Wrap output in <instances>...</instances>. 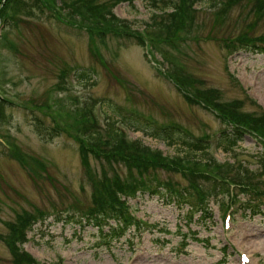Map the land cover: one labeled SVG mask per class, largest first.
Segmentation results:
<instances>
[{
	"label": "rangeland",
	"instance_id": "rangeland-1",
	"mask_svg": "<svg viewBox=\"0 0 264 264\" xmlns=\"http://www.w3.org/2000/svg\"><path fill=\"white\" fill-rule=\"evenodd\" d=\"M7 1L0 0V10ZM40 1L45 11L35 0H12L15 21L8 20L0 31V95L12 103L1 105L0 98V134L20 150L13 155L0 141V264H16L9 239L12 225L24 215L36 220L22 246L42 264H241L242 252L250 255L247 264H264V199L255 212L246 203L259 199L235 187L239 201L231 204L230 228L223 217L225 193L208 196L210 214L191 216L189 205L179 204L165 190L168 180L188 186L183 174L160 168L141 172L93 154L86 164L74 136L79 111L94 103L102 126L126 115L135 125L141 118L139 125L145 127V119L179 125L189 131V140L215 135L225 124L213 111L187 100L174 80L176 71L194 76L200 88L219 89L224 101L245 99V111L264 110V53L241 49L230 54L223 40L244 32L264 33V17L251 10L252 1L240 0L221 15L217 10L226 0H196L197 12L183 14L186 26L178 31L157 25L170 19L177 0L113 6V13L130 25L128 30L84 24L83 14L92 16L88 5L109 0ZM38 103L43 109L34 108ZM55 124L61 129L57 133ZM132 127L130 138L169 157H205L189 150L184 136H175L176 143L170 144ZM263 148L245 135L232 151L213 148L211 154L239 181L245 169L263 173ZM254 177L264 181V174ZM134 179L163 190L129 198L132 212L142 220L139 229L131 227L108 239L96 225L84 223L96 186Z\"/></svg>",
	"mask_w": 264,
	"mask_h": 264
},
{
	"label": "trees",
	"instance_id": "trees-1",
	"mask_svg": "<svg viewBox=\"0 0 264 264\" xmlns=\"http://www.w3.org/2000/svg\"><path fill=\"white\" fill-rule=\"evenodd\" d=\"M10 1V2H9ZM110 3H104L100 6L88 5V11L92 13V16L86 17L83 14L84 24L89 22L94 25V28L98 25L107 24L111 27L120 26L125 30H128L130 25L125 20H121L116 16L112 8L115 4L121 1L133 2V0H109ZM216 1V0H214ZM240 0H226L221 3L219 10L225 14L228 9ZM251 10L255 12L257 18L264 17V0H251ZM40 0H35L37 8L45 11L44 7L40 4ZM169 2V1H168ZM11 0H8L3 8L0 10V26L7 25V21L12 24L15 21V11L10 7ZM171 3V2H170ZM174 10L170 13V19L157 23L160 29L176 28L178 31L181 28H185V20L183 14L194 15L197 12L196 8H193L196 0H177L173 2ZM13 6H15L13 4ZM99 7L101 9L99 10ZM194 12V13H193ZM10 15V16H9ZM219 15V16H221ZM174 19L175 21H171ZM123 31V30H120ZM141 37V38H140ZM138 36L142 44L145 43L143 36ZM152 43L155 44L156 39L153 37ZM158 40H161L159 38ZM224 45H226L228 51L233 53L237 50H251V52L264 53V33L260 35H254L251 32L241 33L235 38H223ZM83 77H87V73L80 74ZM174 80L177 83V87L184 93L187 100L193 105H200L208 110H212L216 116L222 120L225 127L218 138V146L226 151H232L240 141H242L246 134H252L261 139L264 146V110L260 111H245L242 109L241 104L245 99L241 101L230 100L224 101L220 97V91L216 88L206 89L197 86L198 80L183 71H176ZM1 105L6 106L11 102L8 98H3ZM248 100L251 98L247 95ZM8 100V101H7ZM252 101V100H251ZM12 104V103H10ZM95 104V103H94ZM94 104L91 106L82 107V111H79V116L76 122L79 126V131L74 134L77 141L80 142V152L84 163H88V155L93 154L97 158H105L108 163H121L128 168H136L141 172H149L151 169H165L168 171H174L181 173L189 179V185L183 186L176 181L168 180L164 184L165 190L173 200L178 199V203L181 205L188 204V212L191 216L194 212H203L202 214H210L208 209V196L218 195L225 193L228 197H234V192L230 187L240 188L242 192H246L254 200L248 202L249 206L255 212H259L261 209L258 207L264 199V183L263 180L255 178L256 175L264 174V151L262 152L261 171L263 173H254L245 169L246 173L239 175L241 180H237L232 177L229 172L230 169L223 168L226 163L219 162L211 155V145L205 141L203 137L189 140L186 135H189V131L180 127L179 125H157L153 120L145 119L146 127L140 126L141 118L132 123L126 115L120 120L107 121L104 127L100 126L97 121ZM34 108L43 109L41 104H35ZM133 112V111H132ZM136 116V115H132ZM139 117V116H136ZM121 122L120 124H118ZM128 128H137L143 132L150 131V135L156 138H163L168 143H176L175 136L183 139V142L189 146V150L204 153L203 158H191L189 156H172L169 157L159 149H153L149 145L143 143L139 139H132L129 137L125 126ZM66 129V127H64ZM64 129V130H65ZM39 130V127H38ZM60 125L55 124L54 131L59 132ZM149 134V133H148ZM185 134V135H184ZM13 155H20V150L16 146L14 147L10 143L8 148ZM264 149V148H263ZM222 171V172H221ZM226 173V176H225ZM183 187V188H182ZM95 193L93 196V206L84 212L85 223L94 224L100 229V233L105 234V238H119L125 234V232L132 226L140 227V224L134 218L131 212V206L128 203V197L135 196L139 191L151 192L155 194L163 193L160 185H156L154 188L147 186L142 179H134L131 182L117 180L115 182H102L99 186L95 187ZM256 208V209H255ZM35 217L32 215H24L21 217L19 224L12 225L9 247L12 251L14 261L16 264H41L29 253L23 250L20 245L25 242L26 234L25 228ZM114 221L113 224L111 221ZM108 226V231H105V227ZM184 244L185 241L183 240ZM20 244V245H19ZM58 264H61L60 262Z\"/></svg>",
	"mask_w": 264,
	"mask_h": 264
}]
</instances>
